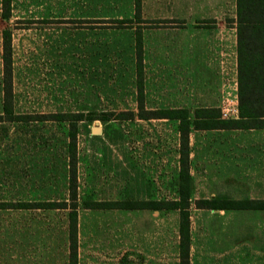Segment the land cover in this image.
Here are the masks:
<instances>
[{
  "label": "rangeland",
  "instance_id": "rangeland-1",
  "mask_svg": "<svg viewBox=\"0 0 264 264\" xmlns=\"http://www.w3.org/2000/svg\"><path fill=\"white\" fill-rule=\"evenodd\" d=\"M11 1L6 19L0 0V264H69L70 209L44 205L70 201L72 122L78 264H179V210L93 203L178 198L179 120L119 118L138 112V29L146 109L187 108L193 117L197 108L218 107L225 118L239 117L224 114L238 105L236 0H194L192 12L184 0H161L155 20L136 19L135 0ZM7 28L13 110L23 118L10 119L2 106ZM49 114L68 119H37ZM192 132L191 264H264V209L194 203L264 196V176L255 182L264 158L255 159L252 146L262 132ZM208 138L222 142L205 148Z\"/></svg>",
  "mask_w": 264,
  "mask_h": 264
},
{
  "label": "trees",
  "instance_id": "trees-1",
  "mask_svg": "<svg viewBox=\"0 0 264 264\" xmlns=\"http://www.w3.org/2000/svg\"><path fill=\"white\" fill-rule=\"evenodd\" d=\"M12 1L1 0L2 16L9 19L12 14ZM237 14V84L238 118H225L218 107L197 108L194 116L187 108L146 109L143 87L144 39L141 29L136 31L135 50L138 71V112L122 111L119 118L131 119L138 116L143 119L168 118L179 120V181L178 198L157 201H95V208H149L177 209L179 221V264H191V221L190 206L192 199V177L190 173V133L193 129H261L264 128V0H236ZM135 18L142 20V2L135 0ZM125 22V21H122ZM170 22V21H167ZM2 106L10 119L23 118L13 110V45L12 31L7 28L2 33ZM66 115H39V120H67ZM77 120V119H76ZM75 120V121H76ZM76 125L70 129L69 154V190L70 201L52 202L44 205L51 208H67L69 212V264H78V154ZM197 208L264 209V200L260 199H207L194 201ZM20 207L30 206L19 203ZM33 206V205H31Z\"/></svg>",
  "mask_w": 264,
  "mask_h": 264
},
{
  "label": "crops",
  "instance_id": "crops-1",
  "mask_svg": "<svg viewBox=\"0 0 264 264\" xmlns=\"http://www.w3.org/2000/svg\"><path fill=\"white\" fill-rule=\"evenodd\" d=\"M199 3H205L204 0H198ZM218 0H214V2H217ZM142 2V19L145 17H143V15H148L150 17V20H155V10H157V8L162 7L163 3H161V0H141ZM182 3V2H181ZM197 5V4H195ZM184 9L187 12H192L193 6H194V0H184L183 3ZM198 6V5H197ZM160 15V14H159ZM83 22H91L89 20H84ZM143 34V33H142ZM144 39V36H143ZM144 63V60H143ZM144 69V68H143ZM233 99H238V95L236 93L235 98ZM235 130H242V129H207V132L209 136H216L218 137V134H220V132H229V131H235ZM250 130H256L257 131H261L262 133L257 134L256 138L253 139V144L252 146H254L255 150H254V158L256 159L257 155H259L261 158H264V128L263 129H250ZM193 132L191 131L190 133V148L191 145L193 144ZM220 142H222L220 139H212V138H208L205 139V141H200V143H202L201 145H204L203 147L208 148L211 147V145L213 146H217L220 144ZM190 159H191V154H190ZM258 171V172H257ZM258 176H256V180L255 182H262L261 181V176H264V165L263 166H259L256 170H255V174H258ZM260 179V180H259ZM264 196H260L258 198H254V199H260L263 200Z\"/></svg>",
  "mask_w": 264,
  "mask_h": 264
},
{
  "label": "built area",
  "instance_id": "built-area-1",
  "mask_svg": "<svg viewBox=\"0 0 264 264\" xmlns=\"http://www.w3.org/2000/svg\"><path fill=\"white\" fill-rule=\"evenodd\" d=\"M224 114L227 115V116L228 115L230 116L232 114H234V116H237L239 114L238 105L236 104V105H234L232 107L227 108L226 111L224 112Z\"/></svg>",
  "mask_w": 264,
  "mask_h": 264
},
{
  "label": "water",
  "instance_id": "water-1",
  "mask_svg": "<svg viewBox=\"0 0 264 264\" xmlns=\"http://www.w3.org/2000/svg\"><path fill=\"white\" fill-rule=\"evenodd\" d=\"M92 133L93 134H101L102 133V127H98V126L92 127Z\"/></svg>",
  "mask_w": 264,
  "mask_h": 264
}]
</instances>
